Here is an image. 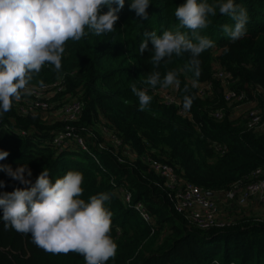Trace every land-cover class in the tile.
<instances>
[{
  "label": "trees",
  "instance_id": "1",
  "mask_svg": "<svg viewBox=\"0 0 264 264\" xmlns=\"http://www.w3.org/2000/svg\"><path fill=\"white\" fill-rule=\"evenodd\" d=\"M130 2L125 0L119 11L114 32L100 36L88 32L79 42L68 41L59 72L45 64L32 75L29 87L59 82L62 90L54 93L55 104L46 111L21 113L18 106L26 95L0 116V150L9 153L0 165L15 170L27 164L33 183L42 170L53 181L68 171H79L84 177L80 198L85 202L92 195L107 193L105 207L113 213L110 235L118 248L116 257L106 264H264L263 206L260 213L231 209L224 212L225 217L219 205V217L230 223L200 228L173 208L164 179L147 162L148 156L162 160L180 180L214 195L233 182L248 181L252 170L264 164V132L247 127L245 113L235 114L234 105L224 100L220 81L213 77L216 62L230 73L229 88L255 100L264 118V0H234L249 17L246 35L235 42L222 31V25L234 26L235 21L220 15L218 9L210 17L211 23L200 34L216 46L198 57V78L185 68L190 59L187 53L173 54L157 68L151 61V45L143 55L139 51L146 31L161 35L177 29L174 11L184 0H150L148 18L143 20L130 10ZM180 30L191 37V30ZM169 70L179 73L180 89L173 90L179 104L163 102L156 92L163 88L145 83L152 72L159 71L162 79ZM208 81L210 91L200 95L199 85ZM133 84L152 97L143 111L131 92ZM185 94L195 99L190 110L181 112ZM72 99L82 102L74 124L94 134L86 138L88 150H58L50 144L64 125L60 106ZM216 110L222 112L220 119L212 114ZM82 135L86 137L85 132ZM112 137L120 144L114 146ZM98 142L105 147L98 148ZM0 181L4 182L0 192L27 187L3 170ZM119 187L130 192L129 204ZM224 201L243 208L248 204H239L236 198ZM138 204L151 216L150 223L135 209ZM0 264H85V260L77 253L45 252L30 234L5 228L0 219Z\"/></svg>",
  "mask_w": 264,
  "mask_h": 264
},
{
  "label": "clouds",
  "instance_id": "2",
  "mask_svg": "<svg viewBox=\"0 0 264 264\" xmlns=\"http://www.w3.org/2000/svg\"><path fill=\"white\" fill-rule=\"evenodd\" d=\"M124 4L125 0H0V116L11 110L13 101L31 94L32 75L39 73L45 64L54 66L57 72L61 70L68 41L79 42L88 32L96 36L114 32ZM149 5L150 0H131L129 8L143 20L148 18ZM217 9L220 15L235 21L234 26L222 25L230 41L246 35L247 10L234 0L214 3L184 0L174 11L177 29L165 30L161 35L146 31V39L139 46L140 54L151 45L154 51L151 61L158 68L161 61L170 60L173 54L187 53L190 59L185 68L198 78L201 75L198 57L216 46L200 32L209 26ZM182 28L191 30V37ZM178 75L176 70H169L161 79L160 72L154 71L145 83L175 91L180 89ZM184 91L187 93V86ZM131 92L139 100V110H145L151 103L152 97L146 90L133 84ZM194 99L192 95H184V111L190 110ZM8 155V151L0 150V160ZM0 170L27 185L0 192V219L5 228L30 234L32 242L45 252L80 254L85 264H106L116 257L118 245L110 235L113 213L105 207L109 195H92L87 202L81 199L84 180L81 172L68 171L53 181L49 172L42 170L33 183L27 164L15 170L0 165ZM2 187L4 182L0 181Z\"/></svg>",
  "mask_w": 264,
  "mask_h": 264
},
{
  "label": "built area",
  "instance_id": "3",
  "mask_svg": "<svg viewBox=\"0 0 264 264\" xmlns=\"http://www.w3.org/2000/svg\"><path fill=\"white\" fill-rule=\"evenodd\" d=\"M230 73L220 66L214 68L213 77L220 81L223 87V97L228 104L234 105V110L243 106L245 113L246 125L253 130L264 132V118L260 107L255 100L248 99L243 91H237L229 88L228 82ZM211 82L202 83L198 87V93L205 95L210 91ZM31 94L23 100L18 106L21 113L26 114L36 110L46 111L54 106V93L62 90V85L59 82L52 84H42L30 86ZM160 90L156 91L157 94ZM161 100L165 103L179 104V100L174 93L168 92L165 95L158 94ZM82 111V102L78 99L64 100L60 106V118L63 121V128L56 133L50 144L58 150L73 149L78 147L82 150H88L86 138L91 136V131L85 126H76L74 122L77 120ZM183 112V109L180 110ZM241 112V113H242ZM215 118L220 119L222 116L221 110H216L212 113ZM236 114V113H235ZM85 132L86 137L82 134ZM24 133V131H22ZM94 136L92 133L91 138ZM114 146L120 144V140L112 137ZM98 148H104V143H97ZM217 149V148H216ZM218 150V149H217ZM120 159V158H119ZM149 168L157 172L164 179L165 186L168 189L169 198L173 208L196 226L200 228H210L213 226L223 227L230 223V220L219 217V207L216 204V197L209 196L199 186L189 182L180 180L174 168L162 160L147 157ZM118 191L122 194L124 201L129 204L130 192L119 187ZM219 194V193H218ZM221 197L225 200L235 199L239 204H246L249 199L256 196L259 201L264 203V164L257 166L252 170L248 181L238 180L233 182L230 188L220 192ZM218 201V200H217ZM135 209L139 211L140 216L144 221L150 223L152 218L146 210L140 205H136ZM264 220V214L260 218Z\"/></svg>",
  "mask_w": 264,
  "mask_h": 264
},
{
  "label": "rangeland",
  "instance_id": "4",
  "mask_svg": "<svg viewBox=\"0 0 264 264\" xmlns=\"http://www.w3.org/2000/svg\"><path fill=\"white\" fill-rule=\"evenodd\" d=\"M215 66L217 67V63L216 62H214V68H215ZM168 92H171V93H173L174 91L172 90V89H161L160 91H159V93L158 94H161V95H165V94H167ZM243 109H244V107L243 106H239V107H237L235 110H234V112L236 113V114H239V113H241L242 111H243ZM57 116H59V115H57ZM80 149V148H79ZM257 197L256 196H253V197H251L250 198V200L248 201V204H247V206H246V208H243L242 206H239V205H237V204H235L233 201H221V200H218V202H217V199H216V204H218V206L220 205L221 207H222V209L223 208H225V209H221V212L223 213V214H225V217L227 216V212H229L231 209H232V211L234 212L235 210L238 212V210H239V212H241V211H245V212H248L247 210L248 209H250L251 207H255V206H263L264 207V203L263 202H261V201H259L258 200V198L256 199ZM230 204L232 205L233 204V208L232 207H229L230 206ZM228 210V211H227ZM226 211V213H224ZM218 212H219V210H218ZM232 212V213H233Z\"/></svg>",
  "mask_w": 264,
  "mask_h": 264
},
{
  "label": "crops",
  "instance_id": "5",
  "mask_svg": "<svg viewBox=\"0 0 264 264\" xmlns=\"http://www.w3.org/2000/svg\"><path fill=\"white\" fill-rule=\"evenodd\" d=\"M213 196H215L217 200L224 201V199L221 197L220 193L219 194H215V195L213 194ZM249 210L251 211V213H260L262 211V207L261 206H258V207L255 206V207H251Z\"/></svg>",
  "mask_w": 264,
  "mask_h": 264
},
{
  "label": "water",
  "instance_id": "6",
  "mask_svg": "<svg viewBox=\"0 0 264 264\" xmlns=\"http://www.w3.org/2000/svg\"><path fill=\"white\" fill-rule=\"evenodd\" d=\"M209 196H212L213 195V193H207Z\"/></svg>",
  "mask_w": 264,
  "mask_h": 264
}]
</instances>
